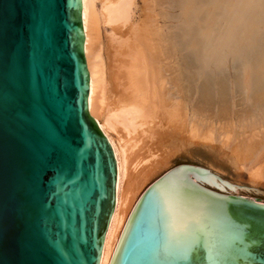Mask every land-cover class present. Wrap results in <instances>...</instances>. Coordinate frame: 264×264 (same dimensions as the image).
<instances>
[{
    "label": "water",
    "instance_id": "water-1",
    "mask_svg": "<svg viewBox=\"0 0 264 264\" xmlns=\"http://www.w3.org/2000/svg\"><path fill=\"white\" fill-rule=\"evenodd\" d=\"M88 93L82 1L0 0V264L100 263L117 163ZM178 165L140 194L110 264H264V203Z\"/></svg>",
    "mask_w": 264,
    "mask_h": 264
},
{
    "label": "bare ground",
    "instance_id": "bare-ground-1",
    "mask_svg": "<svg viewBox=\"0 0 264 264\" xmlns=\"http://www.w3.org/2000/svg\"><path fill=\"white\" fill-rule=\"evenodd\" d=\"M81 1L84 56L89 73L88 112L110 142L117 163L116 205L99 263L110 264L140 194L152 181L172 169L173 160L181 154L193 159L209 153L211 160L204 161L205 166L194 167L216 175L233 185L234 190L217 177L212 185L190 175L193 182L201 186L230 194H241L243 190L261 192L260 185L264 184V79L253 76L246 79L245 92L249 89L252 93L249 97L254 101L250 106L253 111L244 110L246 114L243 115L244 111L238 114L240 118L234 123L232 114L224 110L225 115L217 116L216 120L205 108L207 75L201 70L198 73L194 100L193 83L187 73L191 68L187 51L189 24L201 16L197 13L198 0L182 2L184 14L179 13L184 15L185 21L178 35L172 31L170 13L166 15L167 12L159 10L167 0H161L162 4L157 0H140V6L139 0ZM215 1L216 6L224 2ZM229 2L234 10L235 0ZM208 7L207 13L215 17V8ZM207 31L210 34L212 30ZM233 124L239 131L243 130L236 133V139L230 144ZM215 143H220L222 150L224 146L229 147L231 153L227 160L222 158L225 152L216 149ZM221 163L229 165L238 178L242 177L241 172L247 171L250 185L226 180L219 169Z\"/></svg>",
    "mask_w": 264,
    "mask_h": 264
},
{
    "label": "rangeland",
    "instance_id": "rangeland-1",
    "mask_svg": "<svg viewBox=\"0 0 264 264\" xmlns=\"http://www.w3.org/2000/svg\"><path fill=\"white\" fill-rule=\"evenodd\" d=\"M157 1H159L161 4L163 3V1H161V0H157ZM167 1L169 3H167ZM167 1L164 2V5L162 4V6L159 7V10L161 12L163 11L164 13L167 12V13H165L166 15L167 14L169 15V13H170V15L172 17L171 26L173 25L171 27L172 31L174 34L178 35V34H180V32L182 30L183 20L185 21V19L183 17L184 15H182L184 13H183L182 8H181V6H183L182 2L184 0H167ZM187 1H189L188 3H190L192 0L191 1L187 0ZM187 1H186V3H187ZM229 1L230 0H224V2H223L224 4L223 3H221L220 5L217 4V6L215 3L216 2L215 0H198L197 1V3H198L197 4V10L198 9H200V10H198V12H197V10L193 11V14H194V12L195 13L197 12L201 16L198 15V16H200V19L198 20V19L194 18L190 21V24H189V32H188L189 38H188V40L191 43L190 42H188V43L191 47L188 46L189 48H187V51H188V57H189V62L191 64V68L187 70V73H188V77L190 76L189 79H191V82L193 83L191 86L193 88L192 89L193 95L196 91L197 83L199 82L196 79H197V76L199 75L198 73H200V70H201V72L203 71V73H205V75H207V77H205L206 79L204 80L205 81L204 85L206 86V88L204 86V89H206V91L204 90V93H205L204 101L206 99V102H204V103L206 104L205 108L207 109L206 111H207L208 115L214 117L217 120V116H224L225 115L224 112L226 111L227 113H229L228 115L232 114L230 116L231 120L233 119L235 121V122L234 121L233 122L236 123V121L240 118L239 115L240 114L242 115L244 110L249 111L250 108L252 107L251 104L254 103L253 99L249 97V95H252L250 90L248 89V91L245 92V89L248 86L246 79L247 78L250 79L252 76L255 79H259L261 77H263V79H264V69H263L264 68V55H263L264 54V36H263L264 35V31H263L264 30V0H260V1L259 0H235L236 3H234V4H235L236 8L234 10H231V7H229L231 5ZM249 1H250V3H249ZM139 2H140L139 3V6H140L141 1L139 0ZM170 2H172L171 5H169ZM183 3H185V1ZM208 6H211V8H215L214 9V12H216L215 17L213 15H209L207 13L208 11H206V10H207V8L209 9ZM202 9H204V10H202ZM257 9L259 11H257ZM179 12H181L182 14ZM211 17L213 18V20H211L212 19ZM202 20H203V22H202ZM209 21H213V22H209ZM247 23H248V25H247ZM178 25H179V27H177ZM209 25H210V27L211 26H213V27L210 29ZM228 27H230V28H228ZM206 29L209 31L212 30L211 33L208 34L209 32ZM223 29H225V30H223ZM204 32H205V35H204ZM103 39H105V35L103 36ZM238 57L241 58L242 62L240 64L237 72L233 71V68L232 69L227 68L224 72L221 71L222 68H226L228 66L232 67L231 62L234 60V58L238 59ZM244 64H245V66H244ZM260 65H261V67H260ZM255 67H258L259 69L255 68ZM254 68H255V70H254ZM252 71H253V73L255 71H256L255 73L258 72L256 74L257 77L255 76V73L252 74ZM260 73L262 75L258 76V74H260ZM213 78H215V79H213ZM218 78L220 79V81ZM216 79H218V81ZM237 79H239V80H237ZM209 80H212V81H209ZM241 81H242V83H241ZM195 95L193 96L194 100L197 97ZM219 96H220V98H219ZM210 99H212V100H210ZM253 109L254 108H251L252 111H253ZM219 111H221V112H219ZM245 111H244L243 115L246 114ZM230 117H229V119H230ZM233 126H234V129H232L231 126L229 127L230 129L233 130V132H232L233 135L231 134V132H229V130H227V132H229V134H231L230 137H233V138H231L233 140H231L230 144L234 141V139H236L235 135L238 134L237 132H240L243 130V129H241L239 131V128L237 129L236 125L233 124ZM232 130H230V131H232ZM257 141H260V140H258V138H257ZM214 145H215L216 149L222 150V146H219L220 143H215ZM226 148H228V149H226ZM226 148L224 146V148L222 150V152H225V154H226L225 156L222 157L224 160H227L228 155L231 153L229 151V147L227 146ZM263 154H264V150H263ZM198 158L192 159V157L184 156L183 154H181L173 160L172 167H174V165H177V164H180V165H182V164H192L193 165L194 164L197 166H203V165L205 166L204 161L211 160V156L209 153L206 155L203 154L202 156H200ZM220 165L221 166H219V169H221L223 171V175H224L226 180L227 179L231 180V181L237 180L244 185H250L248 182L249 178H248L247 171L241 172V174H242V177H240V178H242V180H241L240 178H238V176H237L238 174L231 167H229V165H228L229 168L226 166V164L221 163ZM263 185L264 184L261 183V185H260L261 192L260 193H255V192H251V191L249 192V191L243 190L241 194H243L247 197H250L252 199H257V200L264 203V187H262Z\"/></svg>",
    "mask_w": 264,
    "mask_h": 264
}]
</instances>
